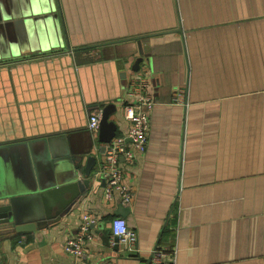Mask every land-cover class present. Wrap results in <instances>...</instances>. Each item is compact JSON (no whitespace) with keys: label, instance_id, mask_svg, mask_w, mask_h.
<instances>
[{"label":"crops","instance_id":"crops-1","mask_svg":"<svg viewBox=\"0 0 264 264\" xmlns=\"http://www.w3.org/2000/svg\"><path fill=\"white\" fill-rule=\"evenodd\" d=\"M14 13L19 22L0 27V148L63 134L96 166L59 221L0 232V264H148L154 247L169 248L173 264H264V0H0V15ZM69 46L101 59L76 65ZM141 55L156 103L146 151L121 159L139 247L127 252L112 232L119 198L104 199L98 176L105 142L88 123L113 102L115 136L128 132L126 90ZM33 144L0 150V190L45 172L54 143ZM85 212L100 219L77 257L64 244Z\"/></svg>","mask_w":264,"mask_h":264},{"label":"water","instance_id":"water-1","mask_svg":"<svg viewBox=\"0 0 264 264\" xmlns=\"http://www.w3.org/2000/svg\"><path fill=\"white\" fill-rule=\"evenodd\" d=\"M19 17L15 13L12 15H0V22L3 21L5 23L0 24V27L5 28L12 25V23H18L19 20L12 22L11 19ZM4 41H9L7 35L4 36ZM57 45L59 44L55 42L50 46L48 45L47 48H41L40 50H47L51 46ZM32 49L35 48H26L20 54L14 52L13 56L28 53ZM68 49L71 51V55L69 56L74 60L76 65L88 64L101 59L94 58L89 49L70 48V46ZM99 53L102 54V52ZM140 53L143 54V50ZM3 56L8 58L11 56V52L7 51ZM124 56L121 55L119 57ZM142 60V55L136 59L132 67L133 70L138 71L140 69ZM122 76L124 79L126 78L124 72ZM116 108L117 106L113 102L106 104L102 108L100 130L97 136L98 141L108 142L116 135L117 124L114 120L110 119ZM67 139L69 138L60 134L49 137L43 136L31 141L23 140L1 144L3 148L0 149H10L12 146L26 149L25 147L34 146L33 143L47 145L48 143H54L53 149H51L54 154L50 156V149L47 150L44 160L48 167L46 166L44 173L40 172L39 177L34 182L23 181L9 184L5 180L6 185L9 184L12 187L0 190V232L3 230L8 232V229L16 232L35 231L59 221L71 208L75 200L90 186L92 172L96 166V156L90 155L89 150L84 151L74 148L71 141L69 143ZM3 176L0 168V185ZM128 211L129 206L120 204L115 214L125 216ZM118 241L119 239L115 237V245L119 247Z\"/></svg>","mask_w":264,"mask_h":264},{"label":"built area","instance_id":"built-area-1","mask_svg":"<svg viewBox=\"0 0 264 264\" xmlns=\"http://www.w3.org/2000/svg\"><path fill=\"white\" fill-rule=\"evenodd\" d=\"M185 93V86H178L173 101L182 102ZM126 96L128 101L124 106V115L131 122L130 128L126 134L117 135L103 144L105 161L98 176L106 182L104 199L107 202H114L116 198H119L120 204L128 206L132 202L133 194L128 184L123 181L125 171L121 159L132 164L136 159V152L146 151L151 129V116L156 103L154 87L146 72L131 73ZM101 115V110L90 115L88 127L91 131H99ZM99 219L91 212L83 213L78 230L70 235L64 244L65 252L77 257H85V245L94 237L93 228L98 224ZM112 232L113 236L119 239V247L124 251L139 250L137 233L130 228L125 216L113 217ZM173 262L174 254L169 248L154 247L151 250L148 264H173Z\"/></svg>","mask_w":264,"mask_h":264},{"label":"rangeland","instance_id":"rangeland-1","mask_svg":"<svg viewBox=\"0 0 264 264\" xmlns=\"http://www.w3.org/2000/svg\"><path fill=\"white\" fill-rule=\"evenodd\" d=\"M1 150V149H0ZM0 157H1V155H0ZM14 169V168H13Z\"/></svg>","mask_w":264,"mask_h":264}]
</instances>
